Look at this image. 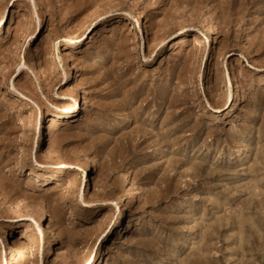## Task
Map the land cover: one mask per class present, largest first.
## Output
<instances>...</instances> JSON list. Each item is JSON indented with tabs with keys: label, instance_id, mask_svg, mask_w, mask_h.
Masks as SVG:
<instances>
[{
	"label": "rangeland",
	"instance_id": "rangeland-1",
	"mask_svg": "<svg viewBox=\"0 0 264 264\" xmlns=\"http://www.w3.org/2000/svg\"><path fill=\"white\" fill-rule=\"evenodd\" d=\"M41 3L0 0V264H264V0Z\"/></svg>",
	"mask_w": 264,
	"mask_h": 264
},
{
	"label": "bare ground",
	"instance_id": "bare-ground-1",
	"mask_svg": "<svg viewBox=\"0 0 264 264\" xmlns=\"http://www.w3.org/2000/svg\"><path fill=\"white\" fill-rule=\"evenodd\" d=\"M41 1L42 0H34V2H35V5L36 4H38L39 3V5H40V3H41ZM42 4V3H41ZM131 11V10H130ZM132 12V11H131ZM130 13V12H129ZM134 15V14H133ZM137 15L135 14V17H136ZM149 23V22H148ZM199 23V22H198ZM0 24H1V21H0ZM200 24H202V23H200ZM145 25V33H147L146 34V36L148 35H150V30H149V27H148V25H147V22L144 24ZM198 25V24H197ZM74 26V25H73ZM1 27V26H0ZM103 30H107V29H103ZM102 30V31H103ZM205 33H207V32H209V27H206V26H204L203 27V29H202ZM184 41H187V39L186 38H181L179 41H177L178 43H181V42H184ZM176 42V43H177ZM34 50L37 52V50H38V44L35 46V48H34ZM66 53V58L65 59H67V60H69V61H71L72 60V58H73V53H72V50L71 49H69V50H67V52H65ZM39 59V58H38ZM64 59V60H65ZM74 59V58H73ZM34 62H36V61H34ZM39 62H40V60H39ZM33 63V62H32ZM42 63V62H41ZM40 64V63H39ZM72 64V63H71ZM69 65L70 66V71L69 72H67L68 73V75H69V77H71L72 75H73V73H72V69L74 68V66H72V65ZM74 64V63H73ZM35 67V66H34ZM42 70V67H41V64H40V67H38L37 69L35 68V72L34 73H36V76H38V77H41V75H40V71ZM45 73V72H44ZM35 75V74H34ZM37 78V77H36ZM69 79V78H68ZM70 89V88H69ZM68 90V89H67ZM17 92H19V91H17ZM20 93V92H19ZM21 95V94H20ZM238 95V94H237ZM240 95V94H239ZM242 96V95H241ZM71 97H75V95H71ZM36 104V105H35ZM34 105H35V107L36 108H39V106H38V104L37 103H34ZM75 108H76V103H75V101H71V102H68L62 109H60V107L59 106H57V105H55L54 106V109L52 110V112H51V115H50V121H49V124H47L48 125V127H46V129H48L49 130V128H50V126L51 125H54V124H56L57 122H58V118L60 117V118H69V117H71L72 116V114H73V112L75 111ZM215 109H217V108H215ZM46 125V124H45ZM46 125V126H47ZM55 126V125H54ZM43 127V126H42ZM52 127V126H51ZM42 130V129H41ZM40 131V130H39ZM50 131V130H49ZM48 131V132H49ZM45 129H43L39 134H38V137H37V140H36V143H35V145L37 144V146L39 145V143L43 140V139H45V137H44V135H45ZM46 136V135H45ZM248 151V150H247ZM80 158V157H79ZM78 159V158H77ZM82 159V158H81ZM80 162V164H81V167H83L84 168V179H83V183H82V189H85L88 185H89V183H90V173H91V171H90V169H89V166H88V164L86 163V161H84V160H80L79 161ZM78 162V163H79ZM41 166V165H40ZM41 167H43V166H41ZM81 189V190H82ZM27 209L29 210V214L32 216V218L34 219V221L37 223L36 225L38 226L37 228H39V233H40V235H41V239H42V242L44 243H48V244H51V242H53L54 241V236H55V231H54V228H53V226L48 222V221H46L45 220V217H44V215H43V213L41 212V211H37V210H35L32 206H31V204L29 205L28 204V207H27ZM120 214V213H119ZM121 218H118V220L117 219H115V220H117L116 222H115V224L118 226V227H120L121 226V219L123 220V218H122V216H120ZM122 225H123V223H122ZM121 228H122V226H121ZM113 229V228H112ZM117 229V228H116ZM119 230V229H118ZM110 231H111V229H110ZM113 231V230H112ZM112 231H111V233H112ZM115 231V230H114ZM123 232V231H122ZM110 233V232H109ZM107 234V233H106ZM116 234V233H115ZM111 235V234H110ZM118 236V235H117ZM107 237V236H106ZM119 237V236H118ZM106 241V240H105ZM54 243V242H53ZM102 248V247H101ZM105 249H106V246H105ZM99 255V254H98ZM103 257V259L105 260V250L104 251H102V254H101V258ZM91 262V261H90ZM95 264V263H94Z\"/></svg>",
	"mask_w": 264,
	"mask_h": 264
}]
</instances>
